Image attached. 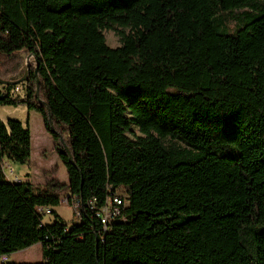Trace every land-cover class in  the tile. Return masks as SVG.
<instances>
[{"label":"trees","instance_id":"1","mask_svg":"<svg viewBox=\"0 0 264 264\" xmlns=\"http://www.w3.org/2000/svg\"><path fill=\"white\" fill-rule=\"evenodd\" d=\"M239 5L250 19L219 34ZM4 104L40 113L67 181L8 180L31 134L0 120V257L37 242L43 257L1 264H264V0H0ZM115 189L125 219L104 229ZM63 191L80 201L69 224Z\"/></svg>","mask_w":264,"mask_h":264},{"label":"rangeland","instance_id":"2","mask_svg":"<svg viewBox=\"0 0 264 264\" xmlns=\"http://www.w3.org/2000/svg\"><path fill=\"white\" fill-rule=\"evenodd\" d=\"M248 7L244 5L235 6L229 10L216 15L215 29L219 34L230 35L235 32L237 27L242 26L250 16L247 14ZM257 13V12H255ZM106 43L110 47L119 45L118 36L112 30H104L103 32ZM32 56H27L24 59L25 66L33 64ZM8 118L17 119L23 125H27L31 134V155L30 160L25 164L13 163L5 160L8 168L6 171L13 170L14 175H17L22 180H27L34 187L41 188L44 186L45 177H55L61 182L67 181L66 168L54 149V142L49 133L44 129L43 119L39 112L29 110L25 105H0V120L5 121ZM12 178V177H10ZM13 180V179H10ZM66 191L61 192L60 197L63 201L58 206L52 207L66 223H71L75 220V212L70 207V200L66 198ZM67 202L69 204H67ZM54 219L53 214L43 215V223H51ZM43 262L41 243L37 242L27 248L18 250L7 255V260L4 263H40ZM2 262L0 261V264Z\"/></svg>","mask_w":264,"mask_h":264},{"label":"built area","instance_id":"3","mask_svg":"<svg viewBox=\"0 0 264 264\" xmlns=\"http://www.w3.org/2000/svg\"><path fill=\"white\" fill-rule=\"evenodd\" d=\"M17 90V88H15ZM3 164H7L6 162ZM7 166H9L7 164ZM10 167V166H9ZM11 176L14 177V179H18V182H20L22 179L20 177H17L14 175L13 170L10 168ZM66 198L70 200L71 208L73 209V212H75V220H78L80 217L79 207H80V201L77 198V196L72 195L70 193H65ZM96 199L93 198L88 201V205L91 208H94ZM61 197L59 199V203H62ZM67 204H69L67 202ZM126 207V198H124L123 190L122 189H115L110 193V195L107 197V199L98 207L96 210V216L100 219V222L104 225V229L107 228V218L111 217V215H119L120 220H124V213L123 209ZM35 210L42 214H51V207L49 206H43V205H37L35 207ZM7 260V256L3 255L0 257V261L4 262Z\"/></svg>","mask_w":264,"mask_h":264},{"label":"water","instance_id":"4","mask_svg":"<svg viewBox=\"0 0 264 264\" xmlns=\"http://www.w3.org/2000/svg\"><path fill=\"white\" fill-rule=\"evenodd\" d=\"M29 65H30V64H27V65H26V69H25L24 76H22V77H20V78H18V79H16V80L5 81L4 83H5V84H14V83H17V82H20V81L24 80V78H25L26 75H27V71H28V69H29ZM35 72H36V67H35ZM37 87H38V85H37ZM36 96H37V92H36Z\"/></svg>","mask_w":264,"mask_h":264},{"label":"bare ground","instance_id":"5","mask_svg":"<svg viewBox=\"0 0 264 264\" xmlns=\"http://www.w3.org/2000/svg\"><path fill=\"white\" fill-rule=\"evenodd\" d=\"M31 56V55H30ZM6 165L7 164H3V170H4V172H5V174H6V177H7V179L8 180H10V179H13V180H11V181H18V179H14V177L13 176H11V171H6L5 170V168H8V167H6ZM16 176V175H15ZM10 177H12V178H10ZM18 177V176H17Z\"/></svg>","mask_w":264,"mask_h":264},{"label":"crops","instance_id":"6","mask_svg":"<svg viewBox=\"0 0 264 264\" xmlns=\"http://www.w3.org/2000/svg\"><path fill=\"white\" fill-rule=\"evenodd\" d=\"M7 163V162H6ZM17 176V175H16Z\"/></svg>","mask_w":264,"mask_h":264}]
</instances>
